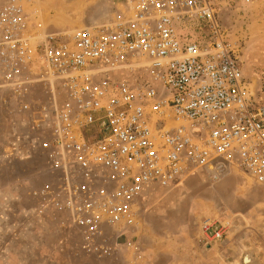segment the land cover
<instances>
[{
    "label": "built area",
    "instance_id": "obj_1",
    "mask_svg": "<svg viewBox=\"0 0 264 264\" xmlns=\"http://www.w3.org/2000/svg\"><path fill=\"white\" fill-rule=\"evenodd\" d=\"M35 1L0 0L4 102L44 87L34 123L51 177L31 190L35 218L102 258L136 228L149 189L220 165L264 187V81L244 75L219 16L256 0H119L104 23L71 31L40 26ZM228 225L203 219L204 244ZM127 246L120 264H145Z\"/></svg>",
    "mask_w": 264,
    "mask_h": 264
},
{
    "label": "rangeland",
    "instance_id": "obj_2",
    "mask_svg": "<svg viewBox=\"0 0 264 264\" xmlns=\"http://www.w3.org/2000/svg\"><path fill=\"white\" fill-rule=\"evenodd\" d=\"M114 1L119 0H46L42 6L53 7L49 17L56 11L62 13L61 19L43 21L37 12V22L47 31L102 24ZM219 16L244 64L245 74L264 81V0L231 4L222 8ZM43 95V84H36L23 102L7 100L6 111L0 109V132L6 138L5 142L0 139L4 148L0 158H11L7 147L17 145L19 136L28 139L35 133L32 128ZM40 129L39 135L35 133L39 148L45 137ZM41 154L40 150L38 157L34 156L33 167L40 163ZM37 172L45 174L42 166ZM49 180L44 177L32 189ZM154 189L141 201L136 228L117 240L118 251L109 257L82 251L71 229L62 238L55 225L48 222L53 250H49L50 246L46 249L48 256H53L52 264H120L123 257H131L128 242L139 245L145 264H245L243 256L253 252L257 259L250 264H264V187L256 186L235 168L220 165L197 171L177 186ZM205 218L228 222L229 229L221 243L204 244L200 224Z\"/></svg>",
    "mask_w": 264,
    "mask_h": 264
},
{
    "label": "crops",
    "instance_id": "obj_3",
    "mask_svg": "<svg viewBox=\"0 0 264 264\" xmlns=\"http://www.w3.org/2000/svg\"><path fill=\"white\" fill-rule=\"evenodd\" d=\"M4 96L7 95L0 94V109L6 111L8 105L7 101L4 102L7 99ZM11 102L14 103L12 100ZM36 117L38 120V116ZM32 129L37 135L41 132L35 126ZM35 133L28 135V139L19 136L17 145L7 147L11 151V158H0V264H52L53 256H48V251L53 250L49 240L52 235L49 232L50 226L44 219L33 216L31 189L44 177H51L37 172L39 167L44 168L42 157L37 166H32V161L36 158L34 156L38 157L40 153ZM0 139L5 142L4 133L0 132ZM1 140L0 156L4 153ZM27 144L30 145L27 147ZM26 147L27 154L24 153ZM154 190L149 189L146 193ZM47 246H50L48 251Z\"/></svg>",
    "mask_w": 264,
    "mask_h": 264
},
{
    "label": "bare ground",
    "instance_id": "obj_4",
    "mask_svg": "<svg viewBox=\"0 0 264 264\" xmlns=\"http://www.w3.org/2000/svg\"><path fill=\"white\" fill-rule=\"evenodd\" d=\"M44 1H46V0H36L35 1V4H34V6H35V9H36V11L39 13L40 12V17H41V20H45V19H47V20H49V19H51V17L53 18V19H56V20H60L61 19V16H62V13H56V11H55V14H53V15H50V17H49V14H50V11H51V9L53 8V7H51V5L50 4H48V5H50V6H48L47 5V7L44 5V6H42L43 5V2ZM49 3V2H48ZM45 8V9H44ZM44 9V10H43ZM248 252V251H247ZM254 256V257H253ZM243 258H244V256H243ZM254 258H256L257 259V256L254 254V252L253 253H250V254H246V256H245V258L243 259L244 260V262H245V264H250V263H252L253 261H254ZM256 262V261H255Z\"/></svg>",
    "mask_w": 264,
    "mask_h": 264
},
{
    "label": "flooded vegetation",
    "instance_id": "obj_5",
    "mask_svg": "<svg viewBox=\"0 0 264 264\" xmlns=\"http://www.w3.org/2000/svg\"><path fill=\"white\" fill-rule=\"evenodd\" d=\"M239 62H240V64H241V67H242V70H243L244 75H246L245 72H244V70H245V68H244V64H243L242 60L240 59V57H239ZM246 76H247V75H246Z\"/></svg>",
    "mask_w": 264,
    "mask_h": 264
},
{
    "label": "water",
    "instance_id": "obj_6",
    "mask_svg": "<svg viewBox=\"0 0 264 264\" xmlns=\"http://www.w3.org/2000/svg\"><path fill=\"white\" fill-rule=\"evenodd\" d=\"M245 258V257H244Z\"/></svg>",
    "mask_w": 264,
    "mask_h": 264
}]
</instances>
